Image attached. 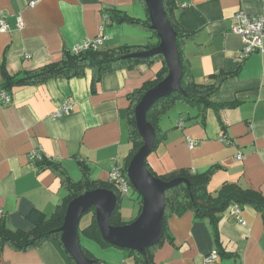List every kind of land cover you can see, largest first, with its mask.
<instances>
[{"label":"crops","instance_id":"0c3cea01","mask_svg":"<svg viewBox=\"0 0 264 264\" xmlns=\"http://www.w3.org/2000/svg\"><path fill=\"white\" fill-rule=\"evenodd\" d=\"M144 0H0V85L2 67L10 75L33 71L59 62L64 52H76L87 41L103 37L101 47L123 44L145 46L157 37L142 26L118 24L111 10L146 18ZM176 19L192 32L184 56L195 80L207 83L223 71L231 76L213 96L216 103H232L219 111L209 109L205 121L194 118L197 109L178 104L176 112L163 118L166 140L150 153L149 163L160 175L186 168L203 172L219 166L208 191L217 195L224 183H236L264 196V51L243 60L244 41L234 31L236 14L263 13V0H177ZM186 4V6H183ZM18 17L22 25L19 26ZM79 52V51H78ZM77 53V52H76ZM161 64H141L103 75L93 87L92 71L84 76L50 79L36 85L14 87L11 101H0V207L11 229L31 230L27 214L37 208L48 215L67 195L60 175L51 168L40 169L30 156L42 154L61 165L75 181L82 178L79 162L90 167L94 180L110 182L113 167L122 168L131 148L126 110L129 93L154 78ZM72 110L55 117L65 101ZM186 122L178 125L180 118ZM188 117V118H187ZM192 117V118H191ZM187 118V119H186ZM227 137L233 144L221 141ZM196 141L189 147L187 139ZM241 152L242 160L237 158ZM170 160L164 163L163 160ZM123 204V202H122ZM233 205V204H232ZM130 222L139 215L126 219ZM133 211L136 206L133 204ZM239 222L230 207L220 214L219 240L208 219L193 211L171 215L166 239L157 249L158 264H264V223L252 206L241 205ZM88 242H90L88 240ZM92 242V241H91ZM94 243V242H93ZM98 245V244H97ZM213 249L216 262L206 261ZM99 251V250H98ZM99 258L108 264H135L134 257L117 247H105ZM102 254H105L103 256ZM0 264H68L50 241L38 247L16 251L0 247Z\"/></svg>","mask_w":264,"mask_h":264},{"label":"trees","instance_id":"16d2710c","mask_svg":"<svg viewBox=\"0 0 264 264\" xmlns=\"http://www.w3.org/2000/svg\"><path fill=\"white\" fill-rule=\"evenodd\" d=\"M176 1L177 0H163V5L171 24L177 32V46L183 67L181 85L186 93L182 94L179 92H173L169 96L162 97L156 101L147 111V120L154 126L156 130V140L152 152L157 150L159 145L166 140L167 134L164 132L161 122L163 118L167 116L172 110H174L178 104L182 103L190 108L197 109V114L194 118H201L203 121H205L209 109L219 111L223 107H231L237 104L236 102L221 104L216 103L213 100V96L220 89L223 82L231 76V72L223 71L212 75L211 80L207 83H198L195 80L193 73L190 70L189 64L184 56L186 42L192 37L193 34L192 32H185L179 25L175 13L177 7ZM109 12L112 21H115L118 24L127 23L131 25L142 26L143 28L150 30L153 35L157 37V32L151 29L149 13L146 18H136L125 12L116 10H111ZM159 43L160 39L157 37L156 43H150L145 46L123 44L111 48H88L77 53L68 50L64 52L63 58L59 62L45 65L33 71L23 72L19 75H10L7 72L5 65H3L2 74L4 82L0 85V91L5 90L10 95L14 87L36 85L44 83L50 79H70L73 77H82L85 75L88 69L92 71V83L93 87H96V85L102 80L103 75L108 72L127 68L133 69L140 66L141 64L153 66L157 63H160L161 66L156 71L154 78L144 82L140 88L134 90L128 95L130 105L126 110V114L128 137L131 148L121 170L127 178L129 185L132 186L127 175V168L135 153L144 144L137 128L135 108L143 95L149 89L165 79L169 73V69L163 55L161 54H154L147 57H129V55L139 51L149 50L156 47ZM185 122L186 120L181 117L178 125L183 127ZM34 163L40 169L51 168L55 170L61 177L63 183L62 185L67 191V195L63 198L62 202L57 206L55 212L51 215H48L37 208L32 209L27 214V219L33 225L31 230L11 229L8 227L5 218L1 216V248L5 245H8L16 251H26L50 241L56 245L68 264H77L69 252L65 249L61 240V232L58 229L63 225L66 209L70 201L75 197L85 193L86 191L97 188H107L117 193L118 203L110 217L111 225H123L130 223L135 219L134 218L130 222L124 221L121 212L122 198L124 196L123 193L120 192L117 185L113 181L105 182L92 179L90 167L85 163V161L82 160L79 162L82 172V178L79 181L71 179L67 171L61 165L46 156L35 160ZM146 164L149 170L156 176L155 170L148 161V157ZM219 168V166H212L203 172H192L189 169L182 168L162 176H156L166 181L177 177H184L189 180L190 187H188L186 183H180L166 190L164 235L158 243L147 247L146 256L138 251L132 249H123L107 242L102 237L98 227L95 207H91L86 213L83 214V216L86 214H91L90 220L85 226H81L80 223L78 229V234L84 253L96 263L108 264L101 259L96 258L93 253L84 246L83 241L89 240L103 248L114 246L126 251L129 255L134 257L135 264H158L155 261V253L157 249L165 242L166 239L172 241V237L168 232V218L171 215H181L188 210L193 211L196 218L208 219L210 221L216 240H219L218 225L220 221V214L231 207L232 204H238L240 206H252L261 214L264 223V196L259 191L251 188H242L236 183L228 182L223 184L217 195H213L208 191V185L210 183L211 177ZM141 208L142 196L140 195V211Z\"/></svg>","mask_w":264,"mask_h":264},{"label":"water","instance_id":"95a60500","mask_svg":"<svg viewBox=\"0 0 264 264\" xmlns=\"http://www.w3.org/2000/svg\"><path fill=\"white\" fill-rule=\"evenodd\" d=\"M144 1L149 11L151 29L157 32L160 43L149 50L132 53L129 57L161 54L169 73L143 95L135 108L136 124L144 144L131 159L127 175L133 188L142 196V208L132 222L114 226L110 224V217L118 203L115 191L97 188L72 199L67 206L63 225L58 230L61 232L65 249L77 264H101L86 256L78 234L80 220L91 207H95L98 227L107 242L123 249L138 251L146 256L147 247L158 243L164 235L166 190L180 183H186L190 187L189 180L184 177L169 181L156 177L146 164L156 140V130L147 120V111L162 97L173 92L182 94L186 92L181 85L183 67L177 46V32L167 16L163 0Z\"/></svg>","mask_w":264,"mask_h":264},{"label":"built area","instance_id":"2783aa9c","mask_svg":"<svg viewBox=\"0 0 264 264\" xmlns=\"http://www.w3.org/2000/svg\"><path fill=\"white\" fill-rule=\"evenodd\" d=\"M41 0H30V5H35ZM264 1V0H263ZM183 6H186L184 4ZM236 25L234 27V31L241 35L243 41H244V47L243 52L240 56V60L245 59L250 54L254 52H260L262 53L264 51V7H263V13L261 15H249L245 13L244 11H239L236 14ZM18 23L19 26L22 25L21 18L18 17ZM0 29L3 31H6L9 29L8 23H6L4 20H1L0 22ZM103 37H98L94 41H87L83 45L79 46V48L76 50L82 51L86 50L88 48H100L103 44ZM0 101L8 104L11 101L10 95L5 91H0ZM72 110V101L67 100L65 103H63L58 110L55 113V117L61 116L64 113H67ZM188 145L189 147H193L196 144V141L192 140L191 138H188ZM221 141L226 142L227 144H233V141L230 138L223 137L221 138ZM44 155L41 151H35L31 153V160L34 162L35 160L41 159ZM237 158L239 160H242L244 158L243 154L239 152L237 154ZM110 181H113L121 193L127 194L130 189L129 182L125 175L122 173V170L120 167L115 166L110 172ZM241 206L238 204H233L230 207V214L237 219L239 222H244L241 218ZM3 214V210L0 207V215ZM219 258V252L217 249H213L211 253L206 257V261L208 262H216Z\"/></svg>","mask_w":264,"mask_h":264},{"label":"rangeland","instance_id":"374dc122","mask_svg":"<svg viewBox=\"0 0 264 264\" xmlns=\"http://www.w3.org/2000/svg\"><path fill=\"white\" fill-rule=\"evenodd\" d=\"M176 109H179V108H175L174 110H172L168 115H172L173 112H176ZM162 145V144H161ZM160 145V146H161ZM159 146V147H160ZM150 159H152L151 157H149ZM148 158V160H149ZM170 160H163L164 163L166 162H169ZM155 174L156 176H162L160 174H158V172L155 171ZM123 198H122V206L124 209V217L126 219L129 220V218L133 217V216H136L137 213V210L138 208L140 207V195L137 191L134 190V188L130 185V189H129V192L127 194H123ZM133 204L136 206V210L133 211ZM90 216L91 214H86L83 216V218L81 219L80 223H81V226H85L89 223V220H90ZM138 216V215H137ZM83 244L86 248H88L92 253L93 255L96 257V258H103L99 253L100 250H103L104 248L97 245L96 243H93V242H88V240H85L83 241ZM99 250V251H98ZM103 256H105V254H102Z\"/></svg>","mask_w":264,"mask_h":264}]
</instances>
